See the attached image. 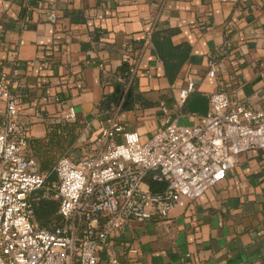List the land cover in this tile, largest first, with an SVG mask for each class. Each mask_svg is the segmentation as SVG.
I'll return each mask as SVG.
<instances>
[{"label":"crops","instance_id":"1","mask_svg":"<svg viewBox=\"0 0 264 264\" xmlns=\"http://www.w3.org/2000/svg\"><path fill=\"white\" fill-rule=\"evenodd\" d=\"M47 10L56 13L55 23L46 20ZM167 36L164 52L187 54L172 81L155 49ZM225 44L216 77L206 78L208 59ZM37 55L41 71L28 66ZM135 57L137 71L126 75ZM0 71L15 72L12 90L21 95L19 121L30 139H44L62 120L60 111L72 107L80 127L70 148L82 152L93 148L101 102L117 86L118 103L129 106L120 122L141 141L161 126L159 102L175 116L176 93L188 80L194 95L224 91L233 103L263 110L264 0H0ZM39 109L43 120L34 117ZM2 110L0 104V116ZM185 110L179 122L186 125L202 116ZM109 243L116 264H264V152L239 154L197 200L164 219L131 221ZM99 257L109 264L106 251Z\"/></svg>","mask_w":264,"mask_h":264},{"label":"built area","instance_id":"2","mask_svg":"<svg viewBox=\"0 0 264 264\" xmlns=\"http://www.w3.org/2000/svg\"><path fill=\"white\" fill-rule=\"evenodd\" d=\"M45 17L50 23L57 19L54 10ZM150 34V29L145 32L147 41ZM228 50L222 45L208 59L206 78L216 77ZM38 61L37 55L28 66L41 71ZM127 63L126 75H134L138 57ZM14 76L0 71V264H99L103 250L108 263L116 264L109 239L131 221L167 218L172 208L197 200L226 177L239 154L264 152V109L233 103L224 91L207 96L206 114L196 124H180L197 90L188 80L176 93L175 116L159 102L161 126L146 141L136 131L124 130L117 103L102 112L93 148L77 160L59 157L44 173L27 154L29 129L19 121L21 95L12 90ZM259 76L264 96V72ZM55 102L62 103L59 98ZM34 117L43 120V110H35ZM60 117L74 121L76 114L67 107ZM149 174L161 182V189L150 188L145 181ZM49 175L54 181L47 183ZM39 200L57 202V221L33 224L34 202Z\"/></svg>","mask_w":264,"mask_h":264},{"label":"trees","instance_id":"3","mask_svg":"<svg viewBox=\"0 0 264 264\" xmlns=\"http://www.w3.org/2000/svg\"><path fill=\"white\" fill-rule=\"evenodd\" d=\"M158 35L160 36L161 34ZM158 40L159 42L155 41V49L163 62L165 76L172 81L187 54H182L183 50H181V54H167L164 51L170 46L168 36L161 37V41L160 39ZM119 88V93L111 92L105 95L100 105L102 111H109L118 103L120 94L122 95V89L121 87ZM128 91H130L129 88ZM122 105L121 109H127L129 107ZM79 127L73 121L60 120L58 123L51 125V129L44 139H28L27 154L33 156L38 161L40 171L48 172L59 158L56 159L57 155L63 154L61 156H65V151L70 149L78 138ZM52 181H54V176H48L46 182L49 183ZM147 182L152 190H159L162 187L161 182L156 177L151 176ZM56 210L57 202L55 201L39 200L34 202V218L43 226H46L51 220H58Z\"/></svg>","mask_w":264,"mask_h":264},{"label":"water","instance_id":"4","mask_svg":"<svg viewBox=\"0 0 264 264\" xmlns=\"http://www.w3.org/2000/svg\"><path fill=\"white\" fill-rule=\"evenodd\" d=\"M115 93L120 92L119 86L115 88ZM130 97V94L127 93L126 99L128 100ZM128 104V101L124 102V106ZM186 108L192 112H196L199 115L204 116L206 114L207 108H208V98L201 95H193L190 97L189 101L186 104Z\"/></svg>","mask_w":264,"mask_h":264},{"label":"rangeland","instance_id":"5","mask_svg":"<svg viewBox=\"0 0 264 264\" xmlns=\"http://www.w3.org/2000/svg\"><path fill=\"white\" fill-rule=\"evenodd\" d=\"M180 124H184V125H186V123L185 122H183V121H180L179 122ZM82 151H81V149H72V148H70V149H68L67 151H65V153H64V155L65 156H68V157H70V158H72V159H74V160H77V159H79L81 156H82ZM61 155H63V154H59V155H57L56 156V159L58 158V157H60ZM33 224L34 225H41V223H39V222H37V220L34 218L33 219ZM47 225H48V223H47ZM46 225V226H47Z\"/></svg>","mask_w":264,"mask_h":264}]
</instances>
